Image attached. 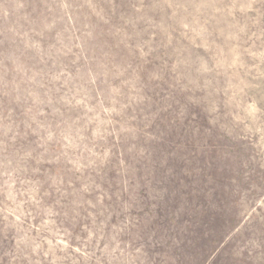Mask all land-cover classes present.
I'll return each mask as SVG.
<instances>
[{
	"label": "rangeland",
	"instance_id": "374dc122",
	"mask_svg": "<svg viewBox=\"0 0 264 264\" xmlns=\"http://www.w3.org/2000/svg\"><path fill=\"white\" fill-rule=\"evenodd\" d=\"M0 264H264V0H0Z\"/></svg>",
	"mask_w": 264,
	"mask_h": 264
}]
</instances>
